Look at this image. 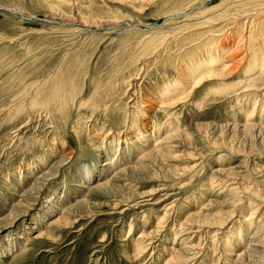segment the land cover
I'll list each match as a JSON object with an SVG mask.
<instances>
[{
    "label": "rangeland",
    "instance_id": "obj_1",
    "mask_svg": "<svg viewBox=\"0 0 264 264\" xmlns=\"http://www.w3.org/2000/svg\"><path fill=\"white\" fill-rule=\"evenodd\" d=\"M202 8L215 16L237 0H0V264H168L173 249L187 246L196 255L187 264H253L237 255L264 221V128L232 126L256 106L253 123L264 127V90L240 93L258 71L231 65L214 85L218 96L199 87L171 108L188 86L165 100L160 92L214 49L204 45L214 31L233 27L235 43L247 33L243 22L260 21L264 10L206 27L180 22ZM178 9L188 13L166 19ZM258 81L249 84L262 89ZM165 114L181 136L157 153ZM229 170L244 173L236 178L246 193L235 205L232 185L217 196L224 188L207 183L212 175L227 181ZM231 211L222 227L212 226ZM150 229L157 235L136 255Z\"/></svg>",
    "mask_w": 264,
    "mask_h": 264
},
{
    "label": "bare ground",
    "instance_id": "obj_2",
    "mask_svg": "<svg viewBox=\"0 0 264 264\" xmlns=\"http://www.w3.org/2000/svg\"><path fill=\"white\" fill-rule=\"evenodd\" d=\"M239 5H241V7H239ZM258 8H260L261 10H264V0H237V8L236 9H225L223 11H220V12H217V14H215V16H211V14H214V13H210L208 12L209 10L207 8H202L200 9V11L196 12V13H193L192 15H197L196 17H186V18H183L180 22L183 24V25H187L188 27H206L208 25H210L211 23H215L216 21H230L233 17L235 16H242V17H255V16H259V12L261 10H258ZM194 9V8H193ZM241 9V11H240ZM180 9L176 10L175 13L171 14L172 16L167 18L166 19H171L172 17H175V16H181L182 15H186L188 12H181L179 11ZM185 10V9H184ZM195 10H198V8H195ZM193 11H190V13H192ZM264 13V11H263ZM177 14V15H176ZM182 18V17H181ZM250 19L248 18L247 20H245L243 22V26H242V31H245L247 33L243 34L241 32L240 34V40H236V42L234 43V39L233 38V27H229L227 26L225 30H216L212 33L211 35V42H206V44H204L205 46L209 45V44H212L213 43V48L209 53H206L202 58L203 59H200V60H194L192 62H190L189 66L190 67V70H189V76L188 77H183L181 76L180 74H175L169 81V82H166L165 86L163 87V90L160 92V95L163 97V99L165 100L167 97V93H170L171 91H176L177 89L180 90L181 88H183V84H185V86H188V90H186L184 92V95H181V97L176 101H174L173 103L169 102L168 103V107L171 108L172 106H174L175 104L179 103V101L183 102V100L185 98H187V95L188 93H192L195 89H198L199 87H203V91H204V94L205 95H211L212 93L214 95H217L218 92V89H221V86L217 87L214 86L215 84L219 83L218 81H220L221 79H224L223 78V72L225 70H227L229 68V66L233 65V66H241L242 63L246 62L247 64V70H246V73L248 72H251L252 69H254L253 71H258V78L256 79H253L250 78L248 80H246V82H248L247 86L245 84L246 87L243 88L242 93L241 95L242 96H250L252 93H259L260 91L264 90V87L261 89V88H257L258 86L255 85L254 83H252V85H250L249 83L251 81L257 83V79L259 80L258 83H261L263 82L264 80V30H258L259 27H256L257 25H264V18H262L260 21H256V18H254L253 20L249 21ZM263 27H261L262 29ZM230 29V30H229ZM183 32V31H182ZM197 37L199 38H202L205 36V32H201V30H198L197 32ZM246 41H248L246 43ZM202 46V45H201ZM194 47V46H193ZM203 47V46H202ZM201 47V48H202ZM228 50H231L230 53H228L227 51ZM183 51V49H182ZM184 52V51H183ZM226 53H228L226 56H224ZM234 61V62H233ZM222 66L221 70H218V68ZM251 70V71H250ZM253 73V72H252ZM248 75V74H246ZM251 75V74H250ZM249 75V76H250ZM254 76V75H253ZM255 76H257L255 74ZM137 78V77H136ZM135 78V79H136ZM245 81V80H244ZM168 83V84H167ZM264 83V82H263ZM222 84V82L219 83V85ZM107 85V84H106ZM224 85V83H223ZM227 85V84H226ZM238 85V84H237ZM242 85V84H241ZM184 86V88H185ZM232 86V85H230ZM257 86V87H256ZM264 86V85H263ZM225 87V85H224ZM229 87V86H228ZM225 89H228L227 87ZM242 89V88H241ZM218 91V92H217ZM228 91V90H227ZM239 91V90H238ZM226 92V91H224ZM237 92V91H236ZM263 92V91H262ZM261 92V93H262ZM60 93V92H59ZM58 93V94H59ZM222 93V92H221ZM240 93H233L234 95L233 96H236L238 98V96L240 95ZM64 95V94H63ZM223 95V94H222ZM232 95V94H231ZM259 95V94H258ZM189 96V95H188ZM212 96V95H211ZM218 96V95H217ZM264 97V93L262 95ZM65 97V96H64ZM214 97V96H213ZM221 97V96H220ZM252 97V96H251ZM258 97V96H257ZM59 98V97H58ZM57 98V99H58ZM135 98V97H134ZM177 98V97H176ZM205 98V97H204ZM65 99V98H64ZM235 99V98H234ZM233 99V101H234ZM252 99V98H251ZM263 99V98H262ZM160 100V99H159ZM186 100V99H185ZM210 100V99H209ZM237 100V99H236ZM89 101V100H87ZM86 101V102H87ZM148 101V100H147ZM205 101L204 99L202 100V102ZM244 101V100H243ZM67 102V101H66ZM133 102V101H132ZM213 102V101H212ZM236 102V101H235ZM235 102H232V103H235ZM255 102V101H254ZM253 102V103H254ZM264 102V100H263ZM151 103V101L149 102ZM161 103V102H160ZM209 103V102H208ZM259 103V102H258ZM84 104V103H82ZM134 104V103H133ZM140 104V103H139ZM152 104V103H151ZM189 104V103H188ZM203 103H201V105H203ZM207 104V103H206ZM237 104V103H236ZM250 104V102H249ZM53 106V104H51ZM61 105V104H60ZM131 105V104H130ZM144 105L143 103H141V105H138V106H142ZM200 105V106H201ZM232 105V104H231ZM231 105H229L230 107H232ZM243 105V104H242ZM255 105V104H254ZM80 106V105H79ZM145 106V105H144ZM158 106V105H156ZM164 106V105H163ZM259 106V105H258ZM60 107V106H59ZM58 107V108H59ZM160 107V106H159ZM162 107V106H161ZM166 107V106H164ZM203 106H201V109H202ZM238 107V106H237ZM54 108V107H52ZM135 109H137L136 107H134ZM151 107L147 106V109H150ZM252 108V107H251ZM264 108V107H263ZM56 109V107H55ZM153 109H154V106H153ZM181 109V108H180ZM199 109V108H198ZM232 109V108H231ZM230 109V110H231ZM138 110V109H137ZM161 110V109H160ZM159 110V111H160ZM164 110V109H163ZM167 110V109H166ZM176 110V109H175ZM237 110V109H236ZM246 110V108H245ZM257 110V107L256 106H253V109L250 111H247L245 112L246 113V117L243 118L242 122L243 124L242 125H235V126H232V130L236 131L238 130L237 128H242V130H250V131H259L261 132V130L264 128V127H261L259 124V126L255 123H253L255 121V118H256V115H255V112ZM264 110V109H263ZM263 110H261V112L259 113H262ZM136 111V110H135ZM140 111V110H139ZM173 111V110H172ZM198 111V110H197ZM241 111V110H240ZM49 112V111H48ZM47 112V113H48ZM54 112V111H53ZM52 112V113H53ZM59 112V111H58ZM141 112V111H140ZM165 112V111H164ZM182 112V111H181ZM242 112V111H241ZM142 113V112H141ZM238 113V112H237ZM181 114V113H180ZM179 114V115H180ZM169 115V116H168ZM257 115H258V112H257ZM260 115V114H259ZM48 116H49V113H48ZM135 116V115H134ZM141 116V114H140ZM143 116V115H142ZM165 118H163L161 120V124L159 122V127L157 128V132L158 134L160 133L161 130H165L164 133L162 134V138L161 140H159V142L155 143L154 145L155 146H158V148L156 149V147L154 148V150L159 153V152H163V151H166L167 149V145L168 144H174L175 141L177 139L180 138L181 136V131L178 132V131H174L176 130V126H174V120L172 121L171 118L174 117L172 116V114H165L163 115ZM178 117V116H177ZM142 118V117H141ZM175 119V118H174ZM177 121V120H176ZM259 121V120H258ZM176 123V122H175ZM131 124V123H129ZM158 125V124H157ZM196 125V124H195ZM203 125V124H202ZM212 125V124H210ZM226 126V125H225ZM231 126V125H230ZM152 127V126H151ZM197 127V126H196ZM227 127V126H226ZM133 128V126H132ZM135 128V127H134ZM142 130V129H141ZM140 130V131H141ZM230 130V128H229ZM138 131V130H137ZM138 131V133L140 132ZM231 131V130H230ZM156 132V131H154ZM196 132V131H195ZM257 132V133H259ZM253 133H256V132H253ZM129 134V133H128ZM135 135V134H133ZM138 135V134H137ZM140 136V134L138 135ZM198 138V137H197ZM202 138V137H201ZM201 140V139H200ZM204 140V139H203ZM198 141V140H197ZM117 150V149H116ZM198 150V149H196ZM116 153V152H115ZM148 154V153H147ZM94 166V165H92ZM85 170L88 171L87 168H85ZM251 171V170H250ZM216 172L218 173H222V171H219V170H216ZM88 173V172H87ZM117 174V173H116ZM244 174V173H243ZM241 173V170L240 172H233L231 170H229L228 172L225 173V177H226V180L228 181L229 179H233V180H237L238 181H241L240 179H237L239 175H242L241 178L243 177L244 178V175ZM42 176V175H41ZM39 176V177H41ZM215 177H218L216 175H212L211 178H209L208 180V185L211 186V191L216 189L217 187L221 186L222 188L224 189H221L219 194H217V196H221L223 195L225 192V188L228 189L230 187V185H232V187H230L228 189L229 191V195L235 197V199H233V203L232 205H235L236 203H238L240 201V198L236 199V196L239 194V193H243L245 194L246 193V188L244 190V188H241L240 186V182H238L237 186L238 187H233V185H235V183H227V181H224V180H215ZM237 177V178H236ZM240 177V176H239ZM89 179V177H88ZM264 181V180H263ZM234 182V181H233ZM236 182V183H237ZM187 183V182H186ZM190 183V182H189ZM184 185V184H183ZM182 185V186H183ZM181 186V187H182ZM166 186H162L161 188H159L158 190L160 191H163L165 190ZM181 187H178L177 189H181ZM168 189V188H167ZM199 189V188H198ZM239 190V191H238ZM230 191H232V193H230ZM28 194V193H27ZM227 194V193H226ZM170 196H173V195H176V194H169ZM223 197V196H222ZM140 198V197H139ZM262 199L264 200V196L262 197ZM175 202V201H174ZM174 202H172L170 205H167V209L169 210V212L172 210L173 206H174ZM134 206L138 205V202L133 204ZM129 208H131L132 206H128ZM257 209L256 208L255 210H253L251 212V215L247 216L245 218L244 221H247V224L248 225H251L253 222L250 221V219L253 218V216L258 213L257 212ZM162 212V210H161ZM164 212V210H163ZM174 212V211H172ZM175 213H177L175 211ZM231 214H226V217H223L222 215H220V217L218 218V220H216L214 223V225L212 226H215V227H222L225 223L228 222V220L231 218L233 212L231 211L230 212ZM167 214V213H166ZM20 215V214H19ZM19 215H13L12 216V221L15 220ZM163 215V214H162ZM178 216V215H177ZM191 216V215H190ZM165 217V216H164ZM189 217V216H188ZM166 218V217H165ZM192 218V217H191ZM262 219V218H261ZM259 219L256 223L257 225V230L255 232H252L249 239H248V243H247V246L245 249H243L242 252H240L238 255H237V258H240V257H252L253 258V264H264V221ZM163 220L162 219V222L160 221L158 223L159 227L157 228L159 230V228L162 230V228L164 227L163 225ZM186 220V219H185ZM184 221V220H183ZM166 222V221H165ZM174 222V221H173ZM179 222V221H178ZM191 223V227L193 225V221H190ZM197 222V221H196ZM182 223V222H181ZM180 223V224H181ZM189 223V220L188 222ZM175 224V223H174ZM209 223L207 222H200L199 223V226L201 227H206V226H209L208 225ZM178 225V224H177ZM176 225V226H177ZM183 225V224H182ZM197 225V224H196ZM179 226V225H178ZM255 226V225H254ZM252 227V226H251ZM147 225H143V231H147ZM181 228V227H180ZM184 228V227H183ZM186 228V227H185ZM194 228V227H193ZM147 229V230H146ZM153 229V228H152ZM150 229V230H152ZM157 229L155 230H152L150 231L149 233L147 232L143 234H141L138 238V241L140 243H136V255L137 254H140L142 253L143 251V246L141 248L138 247L139 245L143 244V242H145V240L149 241V239L151 240L154 239V237L157 235ZM178 229V228H177ZM184 230V235H186L190 228L189 229H183ZM179 231V230H178ZM186 231V233H185ZM197 231V229H196ZM195 232V231H194ZM192 232V233H194ZM191 233V232H190ZM216 234V233H215ZM214 234V235H215ZM131 235V229H129L128 233H127V236ZM154 235V236H153ZM149 236H153L149 239H147ZM176 238H175V241L176 242H179L178 240H181L182 239V236H180V233H177L176 235ZM186 241V240H185ZM192 242H194L193 240H191ZM190 241V242H191ZM142 242V243H141ZM187 242V241H186ZM174 243V242H173ZM176 244V243H175ZM178 245V244H177ZM186 245V244H185ZM184 246V244H183ZM192 246V245H191ZM201 246V245H200ZM186 247V246H185ZM191 249H193L192 247L190 246H187L186 249H180V250H175L173 249L174 252L173 253V256L170 257L169 259H167V263L168 264H187L189 261H191L192 259L196 258V255L191 254ZM171 251V250H170ZM134 253V254H135ZM171 253V254H172ZM232 255V254H231ZM137 259V258H136ZM233 262V261H232Z\"/></svg>",
    "mask_w": 264,
    "mask_h": 264
}]
</instances>
